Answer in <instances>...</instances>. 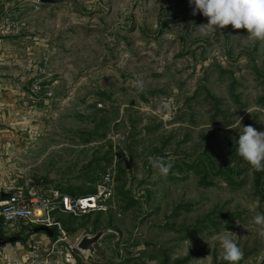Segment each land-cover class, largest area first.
Returning <instances> with one entry per match:
<instances>
[{"label":"rangeland","instance_id":"obj_1","mask_svg":"<svg viewBox=\"0 0 264 264\" xmlns=\"http://www.w3.org/2000/svg\"><path fill=\"white\" fill-rule=\"evenodd\" d=\"M11 1L14 47L39 49L35 69L48 58L53 98L24 99L0 125V180L79 195L109 174L106 212L60 217L70 243L116 232L86 264H228L226 231L239 264H264V228L253 222L264 214V172L234 142L239 117L264 131V43L231 25L202 35L207 18L189 0H79L82 11ZM27 77L26 94L37 75ZM150 156L171 164L166 176Z\"/></svg>","mask_w":264,"mask_h":264},{"label":"built area","instance_id":"obj_2","mask_svg":"<svg viewBox=\"0 0 264 264\" xmlns=\"http://www.w3.org/2000/svg\"><path fill=\"white\" fill-rule=\"evenodd\" d=\"M0 30L13 33L18 30V24L5 15L0 19ZM35 70L37 79L31 82L26 94V101L32 107L41 101L50 103L53 98L45 86L47 82H43L50 77L49 60L45 55ZM3 193L9 195L3 198ZM111 196L112 179L109 174L102 176L94 193L82 197L71 196L53 187L45 188L32 181L14 187L12 183L5 184L0 180V234L4 238L25 237L31 233L33 236L36 227H46L53 232L51 237L45 235L46 245L36 243L24 261H12L11 264H86L88 257L75 249L80 238L70 243V235L60 217L76 219L92 213H104ZM2 255L0 251V257Z\"/></svg>","mask_w":264,"mask_h":264},{"label":"clouds","instance_id":"obj_3","mask_svg":"<svg viewBox=\"0 0 264 264\" xmlns=\"http://www.w3.org/2000/svg\"><path fill=\"white\" fill-rule=\"evenodd\" d=\"M189 6L192 7L193 16L199 13L207 18V24L199 26L202 35L216 33L231 25L234 30L245 29L250 41L264 43V0H189ZM138 87L143 88L142 81H138ZM242 119L239 117L236 123L242 129L238 141H234L237 144V155L255 171L264 172V131H257L251 125L242 126ZM148 160L163 176L171 169V164L163 158L150 156ZM253 222L264 228V214L256 215ZM234 236L232 232L226 231L218 237L224 253L223 259L228 264H239L243 257L233 240Z\"/></svg>","mask_w":264,"mask_h":264},{"label":"crops","instance_id":"obj_4","mask_svg":"<svg viewBox=\"0 0 264 264\" xmlns=\"http://www.w3.org/2000/svg\"><path fill=\"white\" fill-rule=\"evenodd\" d=\"M12 2L11 0H0V17L10 11L9 9L13 6ZM11 34L0 30V125L12 118V116H15L18 104L21 101L24 102V99L26 100V92L22 87V83L26 81V75L28 76L27 80L36 76L35 66L32 67L30 65L34 59L31 57L35 56V59H38V61L40 59L37 47L32 45L25 46L24 50L26 53L23 52L22 48L16 49L12 42L14 40L11 39ZM34 45L37 44L35 43ZM21 51L23 58L27 59L23 60V62L19 58ZM26 62L29 64L27 65ZM30 66L32 70H30ZM25 70H28L30 73H26ZM36 243L44 246L47 244V241L43 236L35 234L24 241V243L0 247V251L3 252L2 257H0V264H11L12 261H24L27 253Z\"/></svg>","mask_w":264,"mask_h":264},{"label":"water","instance_id":"obj_5","mask_svg":"<svg viewBox=\"0 0 264 264\" xmlns=\"http://www.w3.org/2000/svg\"><path fill=\"white\" fill-rule=\"evenodd\" d=\"M38 3L45 6H57V5H63L66 3H70L73 8H75L78 11H82V7L79 3V0H38ZM9 194L3 193L2 197L5 198ZM34 234L37 233H44L48 237H51L53 235V232L46 228V227H36L33 230ZM116 232L110 228L102 229L96 233H86L84 234L79 241L77 242L75 249L76 251L88 258L91 259H97V249L96 245L105 237L109 235H115ZM18 236H12L7 238H1L0 237V247H3L5 245L13 244L19 241Z\"/></svg>","mask_w":264,"mask_h":264},{"label":"trees","instance_id":"obj_6","mask_svg":"<svg viewBox=\"0 0 264 264\" xmlns=\"http://www.w3.org/2000/svg\"><path fill=\"white\" fill-rule=\"evenodd\" d=\"M46 84V83H45ZM70 193H71V191H69ZM94 192V190L92 191V192H87V193H80L79 195H75V194H70V193H68V192H66L67 194H69V195H71V196H79V197H82V196H86V195H89V194H91V193H93ZM65 193V192H64ZM0 237L1 238H4V236L2 235V234H0ZM23 241V240H22Z\"/></svg>","mask_w":264,"mask_h":264}]
</instances>
